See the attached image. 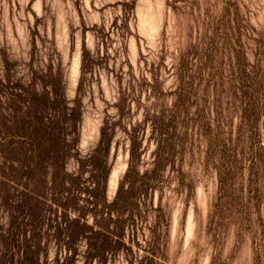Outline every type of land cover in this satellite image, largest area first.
<instances>
[{
	"label": "rangeland",
	"instance_id": "rangeland-1",
	"mask_svg": "<svg viewBox=\"0 0 264 264\" xmlns=\"http://www.w3.org/2000/svg\"><path fill=\"white\" fill-rule=\"evenodd\" d=\"M50 87L80 101L68 172L106 158L107 202L134 181L105 264H264V0H0V264L90 249L69 256L62 231L87 195L13 161L17 106Z\"/></svg>",
	"mask_w": 264,
	"mask_h": 264
},
{
	"label": "trees",
	"instance_id": "trees-1",
	"mask_svg": "<svg viewBox=\"0 0 264 264\" xmlns=\"http://www.w3.org/2000/svg\"><path fill=\"white\" fill-rule=\"evenodd\" d=\"M84 57L85 47L82 51V68ZM80 109L78 99L69 103L55 87L43 91L35 88L32 91V97L17 106L12 121L10 144L14 152L13 161L16 162V167L25 168L27 172L20 173V178L26 175V178L41 180L42 183L47 179L51 185L71 182L76 186L74 188L76 193L87 195L86 206L77 207L76 205L72 208L71 205H66L64 208L65 218L62 231L65 249L66 252H71L69 256H74L76 246L86 238L85 241L89 243L90 249L87 254L83 255L82 264H91L94 260L97 264H105L109 254H113V247L119 245L122 240L126 221L123 218V213L128 206L127 197L135 192L132 190L134 181L129 182L127 189H123V184L120 182L113 200L107 202L105 190L110 168L106 165V158L103 165L92 166L90 178L83 177V170L68 172L67 160L70 150L76 144ZM112 135L113 129L104 124L101 127L99 140V149H102L103 153L108 152ZM129 150L130 161L125 176L136 170L133 164L136 146L133 142L130 143ZM39 177L40 179H37ZM40 192L31 184L27 189L29 198L32 195L31 199H36L43 194ZM75 202H78L76 197ZM72 210H76L77 213L74 216H69V212ZM88 212H93L92 214L96 217L95 224L99 222L97 217H101L100 222L102 220V223L97 225L98 230H94L93 225L86 223ZM98 212L100 215L97 214ZM115 212L116 214L112 215ZM111 222L113 223L112 227H110ZM103 229L105 232H102ZM102 234L103 236H101Z\"/></svg>",
	"mask_w": 264,
	"mask_h": 264
}]
</instances>
